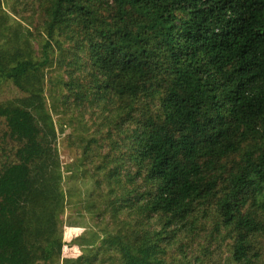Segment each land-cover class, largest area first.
Returning <instances> with one entry per match:
<instances>
[{"label": "trees", "instance_id": "trees-1", "mask_svg": "<svg viewBox=\"0 0 264 264\" xmlns=\"http://www.w3.org/2000/svg\"><path fill=\"white\" fill-rule=\"evenodd\" d=\"M10 1L0 264H264V0Z\"/></svg>", "mask_w": 264, "mask_h": 264}, {"label": "rangeland", "instance_id": "rangeland-1", "mask_svg": "<svg viewBox=\"0 0 264 264\" xmlns=\"http://www.w3.org/2000/svg\"><path fill=\"white\" fill-rule=\"evenodd\" d=\"M6 3H12L10 0H5ZM5 8L8 9V5H5ZM24 93L20 91L14 84H12L10 81L9 82H3L0 84V103L9 99L17 98V97H22ZM89 117V116H88ZM56 118V117H55ZM54 118V120H55ZM57 120V118H56ZM55 120V122H56ZM56 126L59 128V121L56 122ZM3 123L0 121V158L1 161H4L5 155L3 153V147L4 144L2 141V133H3ZM78 128L79 125H76ZM72 128L69 126L66 128L65 133L60 134L59 139H58V149L63 161V166L65 167L67 163L69 164L70 162L76 160L74 152L69 148V145L67 144V134H70ZM93 130H95V126L93 127ZM73 184V182L71 183ZM84 188H87V185L84 186ZM76 215L74 214V211L70 209H67L65 214L63 215V219L65 221V225L63 226L64 228V239L66 242H70L72 238H74L76 235H79L81 232H83L87 226L90 223V219H92L88 214L85 213L84 217H79L78 221L81 223V226H70L69 222L73 221V218H75ZM93 220V219H92ZM63 253L65 256H76L77 254H80V250L76 246H71L70 244H67L64 247Z\"/></svg>", "mask_w": 264, "mask_h": 264}]
</instances>
